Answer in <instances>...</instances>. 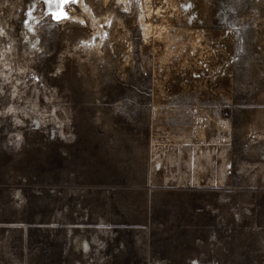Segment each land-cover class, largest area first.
I'll return each mask as SVG.
<instances>
[{"label": "rangeland", "instance_id": "1", "mask_svg": "<svg viewBox=\"0 0 264 264\" xmlns=\"http://www.w3.org/2000/svg\"><path fill=\"white\" fill-rule=\"evenodd\" d=\"M86 5L0 0V264H264V0Z\"/></svg>", "mask_w": 264, "mask_h": 264}, {"label": "bare ground", "instance_id": "2", "mask_svg": "<svg viewBox=\"0 0 264 264\" xmlns=\"http://www.w3.org/2000/svg\"><path fill=\"white\" fill-rule=\"evenodd\" d=\"M77 1V3H78V6L80 7V8H82L83 9V12H86L87 13V15L88 16H90V18L92 19V21L93 22H96V23H94V26H96V31H97V41H93V42H91L92 43V46H97V45H99L100 44V42L103 40V37H104V34H105V28L103 29L102 27H100V25H99V23L97 22L98 20H97V16L96 15H94V13L90 10V8L86 5V0H76ZM124 1V0H123ZM126 3H127V1H126ZM174 7V6H173ZM61 8V7H60ZM125 8H128L127 7V5L125 4ZM61 10V9H60ZM161 10V9H160ZM62 11V10H61ZM60 11V12H61ZM59 12V13H60ZM157 12H158V10H157ZM154 12L153 11H149V14H148V17H150L152 14H153ZM63 15H64V13H62ZM141 15V14H140ZM162 16V15H161ZM84 18V17H83ZM153 18H151L150 20H145V21H142V19L140 18V21H141V27H142V31H143V34H144V36L145 37H147V36H149V35H151V30H152V25H153V23H152V20ZM109 20H110V18H109ZM83 22V21H82ZM98 23V24H97ZM96 24V25H95ZM106 24H109L108 23V20H107V22H106ZM92 25V24H91ZM108 27V26H107ZM170 28V27H169ZM154 29V28H153ZM161 30V29H160ZM94 32V31H93ZM107 33V32H106ZM108 37V36H107ZM88 43V42H87ZM102 44V43H101ZM86 46V45H85ZM100 46V45H99ZM88 47V46H87ZM157 160V159H156ZM155 160V161H156ZM163 174V173H162Z\"/></svg>", "mask_w": 264, "mask_h": 264}, {"label": "snow or ice", "instance_id": "3", "mask_svg": "<svg viewBox=\"0 0 264 264\" xmlns=\"http://www.w3.org/2000/svg\"><path fill=\"white\" fill-rule=\"evenodd\" d=\"M47 3L58 2L59 4H69L75 2V0H46Z\"/></svg>", "mask_w": 264, "mask_h": 264}]
</instances>
